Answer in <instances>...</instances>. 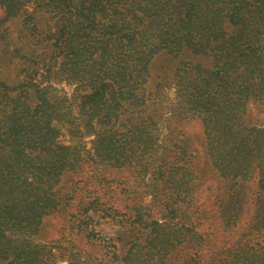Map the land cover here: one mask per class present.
<instances>
[{
	"label": "trees",
	"instance_id": "1",
	"mask_svg": "<svg viewBox=\"0 0 264 264\" xmlns=\"http://www.w3.org/2000/svg\"><path fill=\"white\" fill-rule=\"evenodd\" d=\"M27 5L23 42L9 49L3 21ZM0 7L1 264L39 262L31 237L56 206L62 173L79 161L78 145L58 140L62 125L77 141L94 132L95 158L112 166L142 167L155 152L151 130L163 117L157 101L146 104L139 91L157 56L174 61L177 113L200 120L215 166L247 176L264 157L254 143L261 130L243 120L251 100L264 103V0H0ZM52 36L65 46L67 78L88 88L77 111L75 97L51 94L41 76L52 70ZM11 64L14 79L7 81ZM162 88L157 82L154 91ZM166 163L160 160L157 174Z\"/></svg>",
	"mask_w": 264,
	"mask_h": 264
},
{
	"label": "rangeland",
	"instance_id": "2",
	"mask_svg": "<svg viewBox=\"0 0 264 264\" xmlns=\"http://www.w3.org/2000/svg\"><path fill=\"white\" fill-rule=\"evenodd\" d=\"M30 8L22 7L4 19L9 49L23 42L25 16L20 13L32 12ZM38 25L55 31L52 21L38 18ZM50 42L49 52L55 59L50 74L41 71V76L51 84V94L75 97L77 111L79 96L88 88L77 89L67 78L62 70L65 46L55 36ZM13 64L3 73L7 81L14 79ZM174 69L169 55L155 57L151 76L139 91L146 104L157 101L163 117L151 130L156 150L143 160L142 167L99 161L94 154V132L89 130L77 141L66 125L61 126L58 140L76 143L79 161L62 173L56 185V206L43 215L38 233L31 237L38 264H260L264 256V157L253 160L247 176L227 175L215 166L200 120L177 113L182 100L173 81ZM157 82L163 86L160 94L154 91ZM25 94L29 100L31 89ZM165 120L170 121L169 128ZM243 120L244 125L262 131H257L254 143L264 148V103L251 100ZM172 143L176 149L170 147ZM164 158L167 163L157 174ZM88 231L94 234L92 238L86 236Z\"/></svg>",
	"mask_w": 264,
	"mask_h": 264
}]
</instances>
